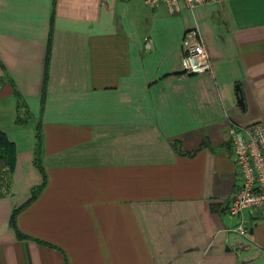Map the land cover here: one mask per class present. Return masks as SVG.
I'll list each match as a JSON object with an SVG mask.
<instances>
[{
    "label": "crops",
    "instance_id": "1",
    "mask_svg": "<svg viewBox=\"0 0 264 264\" xmlns=\"http://www.w3.org/2000/svg\"><path fill=\"white\" fill-rule=\"evenodd\" d=\"M191 29L209 73L182 71ZM256 122L264 0L176 15L141 0H0V132L16 148L0 264H264V214L229 210L242 183L229 131ZM38 124L46 187L14 227L13 211L44 182ZM243 219L248 236L237 232Z\"/></svg>",
    "mask_w": 264,
    "mask_h": 264
},
{
    "label": "built area",
    "instance_id": "2",
    "mask_svg": "<svg viewBox=\"0 0 264 264\" xmlns=\"http://www.w3.org/2000/svg\"><path fill=\"white\" fill-rule=\"evenodd\" d=\"M150 9L165 6L169 14L176 15L184 8L195 10L217 0H141ZM146 47L151 40L146 39ZM181 68L186 75H202L212 71V62L198 29L188 30L182 42ZM230 137L233 160L242 177L241 187L229 210L235 215L245 211L264 214V123L232 126ZM237 232L248 236L247 221L237 227Z\"/></svg>",
    "mask_w": 264,
    "mask_h": 264
},
{
    "label": "trees",
    "instance_id": "3",
    "mask_svg": "<svg viewBox=\"0 0 264 264\" xmlns=\"http://www.w3.org/2000/svg\"><path fill=\"white\" fill-rule=\"evenodd\" d=\"M51 53H52V29L47 47L46 75H45V85L43 90V99L45 98L46 95L47 75L50 66ZM16 97H17L16 123L20 125L28 124L29 119L31 118L28 104L22 98L19 92H16ZM40 128H41L40 124H38L37 145L35 149V165L42 173L44 177V182L40 186L33 188L32 196L30 200L26 204H24V206H21L20 208H17L13 211L11 220H12V225L14 227H16L14 220L18 211L23 207H25L26 205H28L29 203H31L33 200H35L46 187V172L42 164V153H41L42 137H41ZM15 165H16L15 145L8 140L7 136L4 133L0 132V198H4L8 195H11L12 178L15 171Z\"/></svg>",
    "mask_w": 264,
    "mask_h": 264
},
{
    "label": "water",
    "instance_id": "4",
    "mask_svg": "<svg viewBox=\"0 0 264 264\" xmlns=\"http://www.w3.org/2000/svg\"><path fill=\"white\" fill-rule=\"evenodd\" d=\"M237 91H238V105L240 108L244 109L245 107V102H244V99H243V96L241 94V90L239 88V86H237Z\"/></svg>",
    "mask_w": 264,
    "mask_h": 264
}]
</instances>
